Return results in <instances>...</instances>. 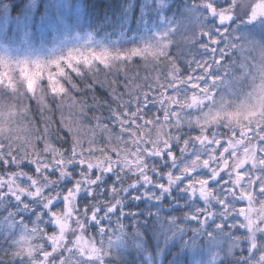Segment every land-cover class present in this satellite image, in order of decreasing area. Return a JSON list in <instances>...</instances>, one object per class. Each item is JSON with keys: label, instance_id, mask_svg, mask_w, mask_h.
Segmentation results:
<instances>
[{"label": "snow or ice", "instance_id": "6c2138e0", "mask_svg": "<svg viewBox=\"0 0 264 264\" xmlns=\"http://www.w3.org/2000/svg\"><path fill=\"white\" fill-rule=\"evenodd\" d=\"M82 7L0 0V264H105L137 185L182 187L231 264H264V0H187L131 47Z\"/></svg>", "mask_w": 264, "mask_h": 264}, {"label": "trees", "instance_id": "16d2710c", "mask_svg": "<svg viewBox=\"0 0 264 264\" xmlns=\"http://www.w3.org/2000/svg\"><path fill=\"white\" fill-rule=\"evenodd\" d=\"M82 2L85 11L91 16V24L88 27L97 36L115 37L125 33L131 37L142 32L146 26L153 28L162 26V16L165 21L179 17L187 0H168L170 11H159L155 8L156 0H82ZM63 115L67 121L73 122V127L80 123L81 135L85 137L90 135L89 121L80 117L77 108L71 107V100L66 101ZM54 118L59 119L60 112H56ZM112 182V179L109 180V183ZM123 199L124 209L127 211L124 218L133 213L139 220L133 223L125 218L124 229L119 224L120 240H117V234L114 232L115 225L108 224L111 254L105 257V264H140L145 253L155 254L162 248L165 254L163 264H189L185 247L190 245L184 244L187 243L186 240H195L197 235H193L187 228L185 219L186 212L197 202L192 201L191 204L189 195L182 192V187H177L174 191L173 200L164 198L159 205L131 195L124 196ZM223 235L224 233H221L219 237ZM201 238L204 239L202 236ZM219 254L222 256L219 264L221 260L231 264L230 252H221L220 249Z\"/></svg>", "mask_w": 264, "mask_h": 264}, {"label": "rangeland", "instance_id": "374dc122", "mask_svg": "<svg viewBox=\"0 0 264 264\" xmlns=\"http://www.w3.org/2000/svg\"><path fill=\"white\" fill-rule=\"evenodd\" d=\"M158 0H156V3ZM83 4V2H82ZM85 13V7L80 9V12L77 13L76 9H72L70 12L68 10H65L66 15H71L73 17L77 15H83ZM161 22L163 23L162 26L160 27H149L146 26L143 28V31L140 33H137L134 36L128 37L126 36L125 33H120L115 37H108V36H97V34L93 31L90 30L88 25H85L84 27V32H92L93 37L95 38L96 41L100 42L102 45H106L108 47H131L135 44H140L144 40L148 39L151 34L161 31L165 26H166V21L164 17L162 16ZM105 179H108L106 176ZM114 181V177L112 179ZM177 189V186H173L172 190L170 192H165L163 190L158 189L155 185L149 187L147 185L141 187L140 185H137L135 189H130L129 193L124 194V196H129L131 195L132 197H139V198H144V200H148L151 204H160L164 198L168 200H173V193ZM145 191H151L154 193H157L160 196V199H153L149 196H144L143 193ZM183 192V190H182ZM190 197L191 204L192 201H196V198L193 197L190 193H187ZM124 198V197H123ZM197 203H193V208L191 210H188L186 212L187 218L185 219V223H187V228L190 229L193 232V235H197L195 240H186V244L190 245L185 247L187 249L186 256H188L189 264H219V260L222 258V256L219 254V250L221 249V245L224 242L223 237H219L218 239H210L207 233L209 231H212V228L210 227L211 225V220L208 221V223H199L196 220L192 219L189 213H191L195 207H197ZM124 209V199H123V205ZM127 214V211L124 209V211L117 217L115 214L112 215L110 220H105V224L108 225L110 223H113L116 227L115 229V234H117V240H120V235H119V224L123 225V229L125 226V221L127 220L128 222L131 221L133 223H137L139 220V217H136L133 213L127 215L128 217L124 216ZM193 221V222H191ZM191 222V223H190ZM184 223V224H185ZM204 237V239L201 238ZM167 241V240H165ZM231 247V245H229ZM164 248L159 250L157 253H145L144 254V259L140 264H163L164 263ZM104 259H106L104 257ZM185 264V263H182Z\"/></svg>", "mask_w": 264, "mask_h": 264}]
</instances>
